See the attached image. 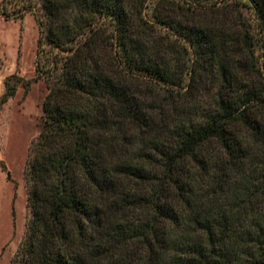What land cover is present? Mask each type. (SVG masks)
<instances>
[{"label": "trees", "instance_id": "obj_1", "mask_svg": "<svg viewBox=\"0 0 264 264\" xmlns=\"http://www.w3.org/2000/svg\"><path fill=\"white\" fill-rule=\"evenodd\" d=\"M20 1L60 56L11 264H264V0Z\"/></svg>", "mask_w": 264, "mask_h": 264}, {"label": "rangeland", "instance_id": "obj_2", "mask_svg": "<svg viewBox=\"0 0 264 264\" xmlns=\"http://www.w3.org/2000/svg\"><path fill=\"white\" fill-rule=\"evenodd\" d=\"M8 9L20 8V0H0ZM39 26L34 14L6 21L0 15V98L5 81L16 85L15 95L0 110V264H11L27 230L26 165L31 147L44 124L43 104L50 92L51 72L37 69L39 50L43 70L53 67L60 54L53 46L39 45ZM61 64L55 76L60 72ZM53 73V75H54Z\"/></svg>", "mask_w": 264, "mask_h": 264}]
</instances>
